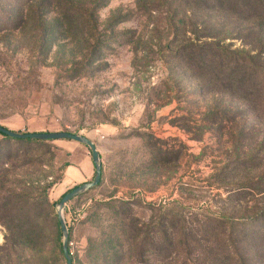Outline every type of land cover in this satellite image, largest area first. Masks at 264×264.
<instances>
[{"label": "rangeland", "instance_id": "374dc122", "mask_svg": "<svg viewBox=\"0 0 264 264\" xmlns=\"http://www.w3.org/2000/svg\"><path fill=\"white\" fill-rule=\"evenodd\" d=\"M12 1L0 0V29L11 14L18 25L0 30V124L83 134L102 157L103 184L64 210L73 264H215L185 243L217 248L221 221L262 264L264 231L241 220L264 223V14L213 0ZM191 41L254 56L258 73L230 89L233 64L177 55ZM90 157L75 140L0 135V264H67L57 204L91 180L67 175ZM160 229L176 243L139 249Z\"/></svg>", "mask_w": 264, "mask_h": 264}, {"label": "trees", "instance_id": "16d2710c", "mask_svg": "<svg viewBox=\"0 0 264 264\" xmlns=\"http://www.w3.org/2000/svg\"><path fill=\"white\" fill-rule=\"evenodd\" d=\"M32 0H13L12 2L15 3L17 6L20 8L25 6L26 4L28 5ZM215 1L216 4H219L221 6H227L229 7L232 11L235 13H248V12H254L253 14L262 16L264 14V0H213ZM15 10V9H13ZM13 13H18L19 11H13ZM20 16V14L17 15ZM16 18V19H17ZM14 16H6V21L4 22L5 26H3L0 30H4L7 28H14L17 27L18 25H14ZM21 20H22V14H21ZM20 20V22H21ZM19 22V23H20ZM18 23V24H19ZM183 47V48H182ZM182 48V51L180 49ZM177 55H185L188 57L189 60H195L196 58L198 60H195V63L200 69H207L204 68L207 63H212L214 64L217 62V60L224 62L227 61L230 64H233V68H231L230 75H228L229 78L232 79L231 82H228L227 85L229 86L230 89H244V85L241 79H238L241 77L242 79H246L244 76L249 73V74H257L259 69V66L254 63L255 57L250 56L245 52H239V51H231L227 46H222L220 43H195L193 41L185 43L179 48V51ZM237 86V87H235ZM245 89L248 90V85L245 84ZM248 95V94H247ZM6 127V126H5ZM8 128V127H7ZM20 132V131H19ZM70 132V131H69ZM0 135L2 137H5L10 140L14 141H21V142H34V141H43L45 139H31V138H14L11 136H8L2 132H0ZM56 140V139H54ZM71 140V139H67ZM90 150V149H89ZM91 152V151H90ZM92 154V153H91ZM93 159V158H92ZM95 166H94V173L91 178V180L95 177ZM90 181V180H89ZM104 181V173H103V165H102V178L100 183L96 186H100L103 184ZM86 182V181H85ZM84 182H81L72 188H70L68 191L63 193L61 197L59 198L58 201L62 199V197L69 191H71L73 188L81 185ZM95 188V187H94ZM81 196V195H79ZM57 204V202L55 203ZM259 218H264L263 215ZM59 219V218H58ZM258 219V218H257ZM243 224L250 226V228H257L258 231L263 230L264 231V223L255 225L256 221L254 220H249V221H244L241 220ZM224 228L230 227V231L228 233L225 232V234L222 236V240L220 241V244L217 248H209L210 250H205L202 249V245H200V240H194L192 241L191 244L186 241L185 243V248L186 252H190L192 248L200 247V250L196 248L198 251L196 256L201 260V259H207L209 261L211 258L215 262V264H248L247 260H249V257H246V255H242L240 253L241 245L237 244V241H239L238 237L234 235L236 225L234 223H231L230 226L224 225V222H220ZM60 225V221L58 222ZM61 227V225H60ZM157 232L161 233V236L157 239L156 237H150L147 235L146 237H143L142 241L138 243L139 249H142L143 245L146 244V242L151 240L152 243H154L156 249L158 250L157 254H161L163 252V248H157L158 247V241H162V247L168 249L172 246V244L176 243L175 237L169 236L167 233L166 229H160ZM70 233L71 230L69 228V238H70ZM60 235H62V230L60 231ZM164 242V244H163ZM183 240L180 241L182 244ZM178 243V242H177ZM168 244V246H167ZM180 246V244H178ZM61 249L63 251V244L61 245ZM141 254H145V250H141ZM64 253V251H63ZM208 253V254H207ZM209 255V256H208ZM207 256V257H206ZM248 256V255H247ZM264 263V260L262 261ZM262 263V264H263ZM186 264V263H185Z\"/></svg>", "mask_w": 264, "mask_h": 264}, {"label": "water", "instance_id": "95a60500", "mask_svg": "<svg viewBox=\"0 0 264 264\" xmlns=\"http://www.w3.org/2000/svg\"><path fill=\"white\" fill-rule=\"evenodd\" d=\"M0 132L14 137V138H31V139H45V140H54V139H71L79 143L86 145L91 153L93 158V163L95 166V177L90 180L82 183L81 185L73 188L71 191L67 192L62 199L57 204V214L61 225V230L63 233V251L67 264H73V259L69 250V228L65 219L64 210L68 202L72 199L78 197L79 195L90 191L96 187L102 178V157L100 151L95 144V142L89 137L69 131H55V132H19L10 128L5 127L0 124Z\"/></svg>", "mask_w": 264, "mask_h": 264}, {"label": "crops", "instance_id": "0c3cea01", "mask_svg": "<svg viewBox=\"0 0 264 264\" xmlns=\"http://www.w3.org/2000/svg\"><path fill=\"white\" fill-rule=\"evenodd\" d=\"M86 164H87V171H83L80 167H77L75 165H71L67 171V175L69 178L76 179V180H82L81 178L85 179V176H90L91 170L94 173V163L92 157H90V162L87 161L86 158ZM104 173V170H103ZM116 197V196H114Z\"/></svg>", "mask_w": 264, "mask_h": 264}]
</instances>
